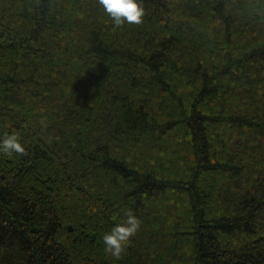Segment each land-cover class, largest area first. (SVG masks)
I'll list each match as a JSON object with an SVG mask.
<instances>
[{
  "label": "trees",
  "instance_id": "obj_1",
  "mask_svg": "<svg viewBox=\"0 0 264 264\" xmlns=\"http://www.w3.org/2000/svg\"><path fill=\"white\" fill-rule=\"evenodd\" d=\"M143 3L0 0V264H264V0Z\"/></svg>",
  "mask_w": 264,
  "mask_h": 264
},
{
  "label": "clouds",
  "instance_id": "obj_2",
  "mask_svg": "<svg viewBox=\"0 0 264 264\" xmlns=\"http://www.w3.org/2000/svg\"><path fill=\"white\" fill-rule=\"evenodd\" d=\"M103 11L111 18L114 26L124 24H140L143 22L146 9L143 0H98ZM24 143L19 134L10 132L0 136V152L6 154L23 153ZM139 217L131 210L125 212L124 217L114 223L102 235L104 251L114 259H119L131 238L140 228Z\"/></svg>",
  "mask_w": 264,
  "mask_h": 264
}]
</instances>
